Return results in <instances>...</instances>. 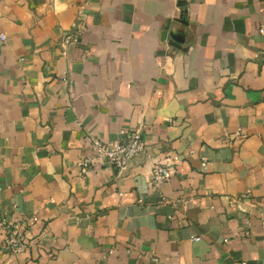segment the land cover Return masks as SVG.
<instances>
[{"label":"crops","instance_id":"1","mask_svg":"<svg viewBox=\"0 0 264 264\" xmlns=\"http://www.w3.org/2000/svg\"><path fill=\"white\" fill-rule=\"evenodd\" d=\"M1 220L0 264H264V0H0Z\"/></svg>","mask_w":264,"mask_h":264},{"label":"built area","instance_id":"2","mask_svg":"<svg viewBox=\"0 0 264 264\" xmlns=\"http://www.w3.org/2000/svg\"><path fill=\"white\" fill-rule=\"evenodd\" d=\"M81 12L79 13V17ZM80 19L78 18L72 24V29L61 40L62 47L74 45L79 36ZM85 143L93 151V159L108 162L118 169L123 170L128 163L137 155L145 150V141L139 130H127L122 132L119 140L114 142L103 141L93 135H86L84 137ZM178 155H174L163 163H156L153 165L149 172V180L154 183L166 181L172 174L175 165L179 162ZM201 161L205 162L206 157L202 156ZM91 159H84L80 162L81 171L85 173L90 165ZM34 218L28 220L32 224ZM0 224H4L1 220ZM28 241L25 239L22 232L18 230V226L14 225L13 228L8 230L7 235L3 241L5 250L18 253L26 250Z\"/></svg>","mask_w":264,"mask_h":264},{"label":"water","instance_id":"3","mask_svg":"<svg viewBox=\"0 0 264 264\" xmlns=\"http://www.w3.org/2000/svg\"><path fill=\"white\" fill-rule=\"evenodd\" d=\"M169 34L172 38V43L174 45H179L183 42L184 32L182 30H170Z\"/></svg>","mask_w":264,"mask_h":264}]
</instances>
